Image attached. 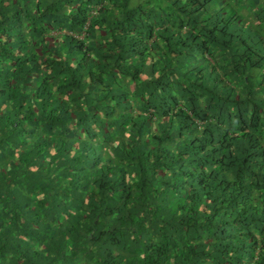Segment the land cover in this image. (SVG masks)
<instances>
[{
  "label": "trees",
  "instance_id": "16d2710c",
  "mask_svg": "<svg viewBox=\"0 0 264 264\" xmlns=\"http://www.w3.org/2000/svg\"><path fill=\"white\" fill-rule=\"evenodd\" d=\"M0 264H264V0H0Z\"/></svg>",
  "mask_w": 264,
  "mask_h": 264
}]
</instances>
